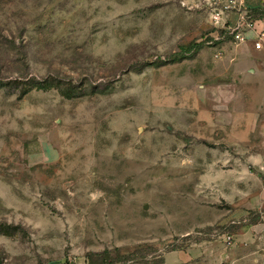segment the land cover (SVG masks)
Masks as SVG:
<instances>
[{
	"label": "rangeland",
	"instance_id": "rangeland-1",
	"mask_svg": "<svg viewBox=\"0 0 264 264\" xmlns=\"http://www.w3.org/2000/svg\"><path fill=\"white\" fill-rule=\"evenodd\" d=\"M221 29L0 0V264H264V54Z\"/></svg>",
	"mask_w": 264,
	"mask_h": 264
},
{
	"label": "built area",
	"instance_id": "built-area-1",
	"mask_svg": "<svg viewBox=\"0 0 264 264\" xmlns=\"http://www.w3.org/2000/svg\"><path fill=\"white\" fill-rule=\"evenodd\" d=\"M255 0H203L209 11L214 26L222 28L225 33L233 35L236 46L248 40L246 33L253 32L252 42L255 51H261L264 44V30L256 31L254 20L250 15L249 5ZM236 19L229 25L231 16Z\"/></svg>",
	"mask_w": 264,
	"mask_h": 264
},
{
	"label": "crops",
	"instance_id": "crops-1",
	"mask_svg": "<svg viewBox=\"0 0 264 264\" xmlns=\"http://www.w3.org/2000/svg\"><path fill=\"white\" fill-rule=\"evenodd\" d=\"M250 10H255L254 13L257 14V12H259V15L256 16V18H254V24H255V30L256 31H262L264 30V10L262 8L259 7V5L257 4V2H252L249 5ZM261 16V18H259ZM236 19L235 15L231 16V23H234ZM253 32H248L246 33V35L248 36V40L242 44V46H244V49L246 51V54L250 56L251 52H255V53H260V54H264V44H263V48L261 51H255L253 49V42H252V37H253ZM241 46V45H240Z\"/></svg>",
	"mask_w": 264,
	"mask_h": 264
},
{
	"label": "trees",
	"instance_id": "trees-1",
	"mask_svg": "<svg viewBox=\"0 0 264 264\" xmlns=\"http://www.w3.org/2000/svg\"><path fill=\"white\" fill-rule=\"evenodd\" d=\"M254 12H255V10H250V15H251V17H252L253 20H254V18L252 16V13H254ZM222 34H225V32L223 30H220L219 31V35H222ZM189 48H190V45L188 47H181L180 48V52L181 53H184L186 50H190Z\"/></svg>",
	"mask_w": 264,
	"mask_h": 264
}]
</instances>
